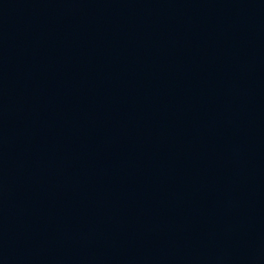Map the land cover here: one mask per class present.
Returning a JSON list of instances; mask_svg holds the SVG:
<instances>
[{"label": "water", "instance_id": "obj_1", "mask_svg": "<svg viewBox=\"0 0 264 264\" xmlns=\"http://www.w3.org/2000/svg\"><path fill=\"white\" fill-rule=\"evenodd\" d=\"M0 264H264V0H0Z\"/></svg>", "mask_w": 264, "mask_h": 264}]
</instances>
